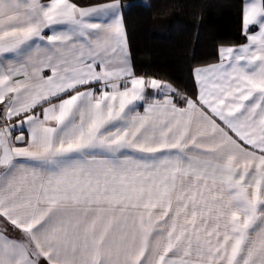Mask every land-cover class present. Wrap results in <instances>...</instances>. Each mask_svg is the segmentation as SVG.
Instances as JSON below:
<instances>
[{"label": "snow or ice", "instance_id": "obj_1", "mask_svg": "<svg viewBox=\"0 0 264 264\" xmlns=\"http://www.w3.org/2000/svg\"><path fill=\"white\" fill-rule=\"evenodd\" d=\"M134 6L0 0V264H264V0L181 82Z\"/></svg>", "mask_w": 264, "mask_h": 264}, {"label": "trees", "instance_id": "obj_2", "mask_svg": "<svg viewBox=\"0 0 264 264\" xmlns=\"http://www.w3.org/2000/svg\"><path fill=\"white\" fill-rule=\"evenodd\" d=\"M123 2L137 5L142 0ZM146 2L151 3L150 10L134 6L127 15L130 47L138 69L181 82L193 51L197 60L203 61L211 58L219 41L237 39L234 0Z\"/></svg>", "mask_w": 264, "mask_h": 264}]
</instances>
